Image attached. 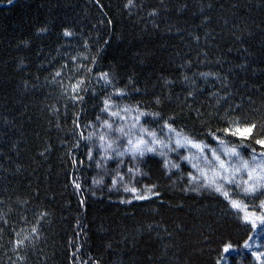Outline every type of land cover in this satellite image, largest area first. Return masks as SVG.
Instances as JSON below:
<instances>
[{
	"label": "trees",
	"instance_id": "obj_1",
	"mask_svg": "<svg viewBox=\"0 0 264 264\" xmlns=\"http://www.w3.org/2000/svg\"><path fill=\"white\" fill-rule=\"evenodd\" d=\"M110 100L150 132L264 151V0H0V264H219L240 250V210L155 156L132 183L158 195L93 188L118 167L93 137Z\"/></svg>",
	"mask_w": 264,
	"mask_h": 264
},
{
	"label": "rangeland",
	"instance_id": "obj_2",
	"mask_svg": "<svg viewBox=\"0 0 264 264\" xmlns=\"http://www.w3.org/2000/svg\"><path fill=\"white\" fill-rule=\"evenodd\" d=\"M105 108L104 103L101 116L95 123L97 127H95L93 137L101 150L99 154L103 155L105 161L110 159L117 161L118 167L111 172L106 169L107 165H101L104 173L99 174L94 180V189L100 190L105 186L108 191L121 193L124 198L129 200L136 199L135 197L138 195H145L146 192L136 188L132 180L137 175V170L140 171L141 162L139 161L146 156H155L161 160L167 171H174L178 175H181L180 173L187 175L188 187L191 189L214 192L229 203L236 197H246L247 202L238 204L237 209L240 210L243 222L250 227L251 234L244 243L249 247L246 248L243 245L240 250L229 248V251H224L219 264H229L228 255H236L235 257L245 255L252 258L253 264H264V257L261 258V261H257L256 256L253 255L254 252H264V229L259 227L258 219V217H264V209L259 207L264 202V188H260L254 194H246L243 189L249 187L254 181L249 178L248 170L241 167L242 161H249V168H251L253 156H256V162L264 160V157L260 156V153H264V151L254 149L247 144L235 145L218 137H213L210 142L205 143L181 131H170L171 128L168 126L158 127L155 131L150 132L140 125V119L143 118L140 111L122 106L112 100L108 101L107 111ZM113 113H118V115H113ZM107 125H111V127L109 128ZM237 135L242 137L238 132ZM184 136L201 146H206L203 152L192 147L178 148L176 140ZM101 137L104 139L102 140ZM141 139L144 143L139 145V150L143 152V155L133 148V145ZM129 140L133 143L130 144ZM149 148L153 150L148 151ZM227 148H234L239 156L225 155ZM214 153L225 162L227 172L219 168V163L213 159ZM181 165L185 166V171L180 167ZM257 174H259V170H257ZM222 177L231 179L233 182L226 183ZM246 181L247 183H245ZM259 183H264V181H259ZM217 186H222L221 192L215 191ZM133 188L136 190L135 193L128 190ZM224 191L228 192V199L222 194ZM147 194H149L148 189ZM234 195H236L235 198H232ZM246 219L255 222L257 228H252Z\"/></svg>",
	"mask_w": 264,
	"mask_h": 264
},
{
	"label": "snow or ice",
	"instance_id": "obj_3",
	"mask_svg": "<svg viewBox=\"0 0 264 264\" xmlns=\"http://www.w3.org/2000/svg\"><path fill=\"white\" fill-rule=\"evenodd\" d=\"M65 35L67 36V35H71V34L68 33V32H65ZM57 75H59V73H57ZM102 78L106 79L107 78V74H105L104 77H102ZM76 90H78V86L73 88V91H76ZM120 94H122V93H120ZM105 105H106L105 110L107 111L108 110V101H105ZM113 115H118V113H113ZM107 127L110 128L111 125H107ZM256 127H257L256 124H251L250 126L245 127L243 129L237 128L236 132H238L242 137H248V136L252 135L253 130ZM169 130L173 131V129H169ZM232 134L235 135L236 133H232ZM177 135L179 136L180 134H177ZM101 139L103 140L104 138L101 137ZM129 143L132 144L133 142L131 140H129ZM143 143H144V141H143V139H141L140 141H138V143L133 145L134 150L139 152L140 155H143V152L139 150V145L143 144ZM220 143H223V141H220ZM256 143L260 144L261 147H264V139L257 140ZM176 145H177L178 148L179 147L196 148L200 152H203L204 147H206V146H201V144L194 142L193 140L189 139L186 136L182 137L181 139H177L176 140ZM108 147L110 148L111 145L109 144ZM147 150L148 151H152L153 149L149 148ZM225 155L239 156V153L234 148H227L226 151H225ZM260 156L264 157V153H260ZM213 159H215L219 163V168L220 169H223L225 172H227V168H225V162L220 159L219 155H216L214 153L213 154ZM256 160H257L256 156H253L252 157V162L253 163H252L251 168H249V161H242V164H241V167L243 169L248 170L249 178L254 181L249 187L243 189V191L246 194H254L260 188H264V183H259V181H264V160H262L260 162H256ZM174 167H175V165H174ZM257 170H259V174H257ZM222 179H225L226 183H232L233 182L231 179H227V178H224V177H222ZM245 183H247V181ZM76 187L79 188V184H77ZM221 187L222 186H217L215 188V191L221 192ZM128 190L132 191L133 193H135V191H136L134 188L133 189H128ZM148 192H149V194L138 195L135 198L138 199V200H147V199H150V194L158 195V193H151V189H149ZM222 194L224 195V197L226 199H228V192L227 191H224ZM231 204H232L233 208H238L239 207V205L237 204V202L235 200H232ZM259 207L264 209V202H262L259 205ZM258 219H259V227L264 229V217H258ZM246 222L250 223L252 228H257V225H256L255 222L247 221V219H246ZM19 243H22V241L18 242V244ZM244 246L246 248L249 247L248 244H245ZM230 247H231L230 245L226 246L224 248V251L225 252L229 251ZM253 255L256 256L257 261H261V258L264 257V252H260V253L254 252Z\"/></svg>",
	"mask_w": 264,
	"mask_h": 264
}]
</instances>
